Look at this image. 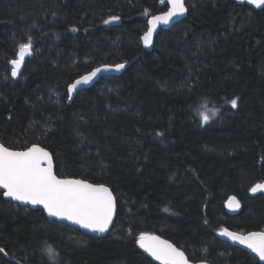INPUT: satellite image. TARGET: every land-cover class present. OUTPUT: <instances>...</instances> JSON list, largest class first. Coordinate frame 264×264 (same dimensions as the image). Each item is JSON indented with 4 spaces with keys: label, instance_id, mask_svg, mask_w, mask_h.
<instances>
[{
    "label": "trees",
    "instance_id": "trees-1",
    "mask_svg": "<svg viewBox=\"0 0 264 264\" xmlns=\"http://www.w3.org/2000/svg\"><path fill=\"white\" fill-rule=\"evenodd\" d=\"M158 1L0 0V143L40 145L58 176L105 184L117 203L110 231L95 237L0 191V264H156L136 243L142 232L192 261L259 264L216 235L264 230V195L249 194L264 181V8L188 0L186 17L147 51L140 36ZM111 16L120 19L104 24ZM28 37L33 55L13 79ZM125 62L69 101L77 77ZM205 102L220 111L201 124ZM231 195L236 215L224 208Z\"/></svg>",
    "mask_w": 264,
    "mask_h": 264
},
{
    "label": "snow or ice",
    "instance_id": "snow-or-ice-1",
    "mask_svg": "<svg viewBox=\"0 0 264 264\" xmlns=\"http://www.w3.org/2000/svg\"><path fill=\"white\" fill-rule=\"evenodd\" d=\"M160 3L167 6L168 10L151 15L147 21L148 28L142 36L145 45L152 43L158 25L168 24L174 17L181 16L187 11L185 0H160ZM248 3L257 8L264 7V0H248ZM119 19V16H111L103 23L109 24ZM32 51L31 37L18 45L16 58L10 61L12 77L20 73ZM124 67V63H119L94 68L68 86L69 99L79 85L88 84L101 71L113 69L119 71ZM238 99L232 98L225 102L236 108ZM219 111L220 109L216 107L208 108L207 102L201 104L197 109L201 124L209 123ZM0 188L4 189L3 196L32 205H42L49 216L72 221L92 231H107L116 211L115 198L108 187L103 184H92L83 179L58 177L53 171L52 155L38 144H33L22 151L12 150L0 144ZM261 190H264V183H257L250 189L253 193ZM228 206L239 207V201L235 196L229 198ZM220 232L232 241L246 245L264 260V231L243 234L221 228ZM137 243L152 257L161 261V264H190L183 251L159 236L142 232ZM3 251L4 249L0 248V252ZM43 251L51 261H56L57 252L52 246H46Z\"/></svg>",
    "mask_w": 264,
    "mask_h": 264
},
{
    "label": "water",
    "instance_id": "water-1",
    "mask_svg": "<svg viewBox=\"0 0 264 264\" xmlns=\"http://www.w3.org/2000/svg\"><path fill=\"white\" fill-rule=\"evenodd\" d=\"M235 2H236V3H239V4H246V5H248V6L252 7V8H256V9H258V8L255 7L254 5L248 3V0H235ZM167 10H168V9H167ZM167 10H166V11H167ZM157 14H160V13H157ZM157 14H155V15H157ZM186 15H187V11H186L183 15H181V16L174 17L171 21H169L168 24H160V25H158L156 32L153 34L152 43L149 44V45H145L144 42H143V40H142V36H143V34H144V32H143V34L140 36V43H141V46H142L145 50L150 51V50L152 49V47H153L154 39H155V36L157 35V33H158L160 30H165V29L170 28L174 23L179 22L180 20H182L183 18H185ZM150 17H151V16H150ZM150 17H149V19H150ZM149 19H148V20H149ZM148 20H147V21H148ZM147 28H148V23H147ZM145 31H147V29H146ZM32 55H33V52H32V54H31L30 56H28V57L26 58L25 62H26L29 58H31ZM24 64H25V63H24ZM124 64H125V67H124L123 69L119 70V71H116V70H114V69H113V70H109V71H101V72L98 73L97 76H96L91 82H89L88 84H82V85H79L78 88H77V89L71 94L72 98L74 97V95L76 94V92H77L78 90L83 89V88L91 87L93 84H95V83L97 82V80H98L101 76H104V75H117V74L121 73V72L127 67V65H128V63H126V62H125ZM103 65H111V64H103ZM103 65H100V66H97V67H101V66H103ZM9 66H10V68H12L11 63L9 64ZM23 66H24V65H23ZM23 66H22V68H21L20 73H19L16 77H13V79H17V78L20 76V74H21V72H22V69H23ZM97 67H95V68H97ZM93 69H94V68H93ZM93 69H91L90 71H92ZM90 71H88V72L82 74L81 76L86 75V74L89 73ZM81 76L77 77L75 80L79 79ZM75 80H74L73 82H75ZM73 82H72V83H73ZM72 83H71V84H72ZM72 98L69 99V101H71ZM0 144H2V143H0ZM31 146H32V145H31ZM31 146H29V147H31ZM39 146H40V145H39ZM5 147H6V146H5ZM40 147H41V146H40ZM8 148H9V147H8ZM27 148H28V147H27ZM42 148H43V147H42ZM11 149H12V150H21V151H22V150H25L26 148H25V149H13V148H11ZM46 150H47V149H46ZM47 151H48V150H47ZM48 152H49V151H48ZM49 153H50V152H49ZM52 162H53V171H54V173L56 174L55 164H54V161H53V157H52ZM56 175H57V174H56ZM57 176H58V175H57ZM58 177H60V178H73V177H61V176H58ZM73 179H78V178H73ZM83 180H84V179H83ZM88 182H89V181H88ZM89 183H91V182H89ZM259 183H264V181L259 182ZM92 184H101V183H92ZM103 185H105V184H103ZM105 186L108 187V188L110 189V191L112 192V194H113V196H114V198H115V202H116V197H115L113 191L111 190V188H110L109 186H107V185H105ZM0 191L2 192V195H3V191H4V189H3V188H0ZM250 193H251L252 195L257 194V193H262V194H264V190L257 191L256 193H253V192L250 191ZM233 196H235V195H231V196H229V197L226 199V201H225V210H226V212H227L228 214H230V215H234V214H236V213L240 210V208H241L240 203H239V207H238V208H230V207L228 206L229 198H230V197H233ZM235 197H236V196H235ZM3 198L6 199V200H10V201H12V202H14V203H17V204H19V205H21V206L24 205V206H30L31 208H40V209L43 211L44 215H45L47 218H49V219H51V220H54V221H56V222H58V223H62V224L68 225V226H70V227L76 228V229H78L79 231H81V232H83V233H86V234H88V235H92V236H95V237H104L105 235L108 234V232L110 231V229H111V227H112V225H113V223H114V221H115L116 214H117V203H116V211H115V213H114V215H113V222H112V224L109 225V229H108L107 231H105V232H98V231H92V230H89V229L83 228V227H81L80 225H78V224H76V223H74V222H72V221L66 220V219H61V218H58V217L49 216L48 213L46 212V210L43 209V206H42V205H32V204L29 203V202L17 201V200L12 199L11 197H6V196H3ZM236 200L238 201L237 197H236ZM230 231H231V230H230ZM251 232H259V231H251ZM245 234H247V233H245ZM153 235H154V234H153ZM218 235H219V237H221L222 239H224V240H228V241H230V242H232V243H234V244H236V245H238V246L244 247V248L247 249L249 252L254 253L251 249L247 248L246 245H242V244H240L238 241H232L229 237L222 235L221 232H219ZM156 236H159V235H156ZM159 237H160L161 239H163V240H167V241H169L168 239H166V238H164V237H162V236H159ZM137 240H138V239H137ZM169 242L172 243L171 241H169ZM137 244H138V243H137ZM172 244H173V243H172ZM173 245H175V244H173ZM138 246H139L140 250L142 251V253H143L146 257H148L150 260H152V261L155 262L156 264H161V261H158V260H156L154 257H152L148 252H146L143 248H141L139 244H138ZM175 246H176V245H175ZM176 247H177V246H176ZM177 248H178V247H177ZM179 249H180V248H179ZM180 250H181V249H180ZM181 251H183V250H181ZM183 252H184V251H183ZM184 253H185V252H184ZM254 254H255L257 257H259L258 254H256V253H254ZM185 256L187 257L186 254H185ZM187 259H188V257H187ZM188 260H189V259H188ZM262 261L264 262V260H262ZM189 262H190V264H210V263L205 262V261L193 262V261H190V260H189Z\"/></svg>",
    "mask_w": 264,
    "mask_h": 264
},
{
    "label": "flooded vegetation",
    "instance_id": "flooded-vegetation-1",
    "mask_svg": "<svg viewBox=\"0 0 264 264\" xmlns=\"http://www.w3.org/2000/svg\"><path fill=\"white\" fill-rule=\"evenodd\" d=\"M187 1L188 0H185V5H186V8H187ZM234 2H235V0H234ZM236 3V2H235ZM237 4H239V3H237ZM158 6H159V9H162L161 11H158V12H156V13H153V14H150L147 18H146V28H145V30L147 29V20L149 19V17L151 16V15H155V14H157V13H162V12H164V11H166L167 10V6H165V5H162L161 3H160V0L158 1ZM262 8H264V7H262ZM254 9H256V8H254ZM258 9H261V8H258ZM187 13H188V8H187ZM145 32V31H144ZM257 184V183H256ZM255 185V184H254ZM253 185V186H254ZM252 186V187H253ZM251 187V188H252ZM250 188V189H251ZM250 189H249V194L251 195V196H255V195H258V194H262V193H257V194H254V195H252L251 193H250ZM262 195H264V194H262ZM237 197V196H236ZM237 199H238V197H237ZM238 201H239V203H240V205H241V207H242V204H241V201L238 199ZM22 206H24V205H22ZM224 208H225V204H224ZM240 210H241V208H240ZM239 210V211H240ZM226 211V210H225ZM238 211V212H239ZM237 212V213H238ZM236 213V214H237ZM236 214H234V215H236ZM230 215V214H229ZM221 228H227V229H229V230H231V231H234V232H239V233H243V234H245V233H248V232H251V231H264L263 229H252V230H236V229H233V228H230L229 226H222ZM221 228L219 229V231L217 232V237L220 239V240H222L223 242H226V243H228V244H230L231 246H234V247H236V248H239L240 250H243L244 252H246L249 256H251L253 259H255L256 261H258V263L259 264H264V262L259 258V257H257L254 253H251V252H249L247 249H245L244 247H241V246H238V245H236V244H234V243H232V242H230V241H228V240H224V239H222L221 237H219V232H220V230H221ZM181 249V248H180ZM182 250V249H181ZM184 251V250H183ZM186 254V253H185ZM187 255V254H186ZM188 257V256H187ZM189 259V258H188ZM190 261H192L191 259H189ZM152 261V260H151ZM199 261H205V262H208V263H210V264H214V263H211V262H209V261H207V260H198V261H193V262H199ZM153 262V261H152Z\"/></svg>",
    "mask_w": 264,
    "mask_h": 264
},
{
    "label": "bare ground",
    "instance_id": "bare-ground-1",
    "mask_svg": "<svg viewBox=\"0 0 264 264\" xmlns=\"http://www.w3.org/2000/svg\"><path fill=\"white\" fill-rule=\"evenodd\" d=\"M154 235H156V234H154ZM138 239V238H137ZM136 243H137V240H136ZM138 245V244H137ZM139 247V246H138ZM155 263V262H154Z\"/></svg>",
    "mask_w": 264,
    "mask_h": 264
}]
</instances>
